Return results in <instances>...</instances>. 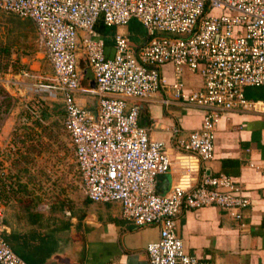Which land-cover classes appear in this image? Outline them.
Listing matches in <instances>:
<instances>
[{"label": "built area", "instance_id": "2783aa9c", "mask_svg": "<svg viewBox=\"0 0 264 264\" xmlns=\"http://www.w3.org/2000/svg\"><path fill=\"white\" fill-rule=\"evenodd\" d=\"M0 11L30 20L37 31L52 80L33 85L36 98L24 119L40 122L45 101H59L83 194L94 203H118L122 218L135 227L158 226V239L146 246L148 264H220L184 252L177 217L214 206L240 223L249 198L229 176L204 172L191 187L173 185L159 194L156 177L169 171L171 161L164 145L139 124V108L129 100L170 90L174 99L204 110L200 127L174 143L201 161L211 160L218 111L264 113V0H0ZM131 20L144 28L146 41L137 46L115 33L108 56L104 41L92 37L95 27L119 28ZM79 56L94 80L92 109L75 102ZM165 64L173 68L171 84L161 73ZM185 69L200 76L199 90L184 93ZM13 75L30 77L16 66L0 72V84H13ZM245 87L261 88V97L246 99ZM9 189L0 167V264H27L3 238Z\"/></svg>", "mask_w": 264, "mask_h": 264}, {"label": "crops", "instance_id": "0c3cea01", "mask_svg": "<svg viewBox=\"0 0 264 264\" xmlns=\"http://www.w3.org/2000/svg\"><path fill=\"white\" fill-rule=\"evenodd\" d=\"M114 29L115 32H92L93 38L104 41L108 56L113 54L115 33L125 34L137 46L146 41L145 32L139 35ZM17 65L26 69L30 77L13 75V84H0L6 93L0 95V103L7 96L27 92L33 81L52 80V70L40 44L32 57L22 56ZM160 69L166 82L173 83L172 65L165 64ZM78 70L75 102L92 109L97 102L94 80L81 56ZM180 81L186 94L201 87L200 76L187 69L182 71ZM162 99H168L170 105L164 106ZM129 102L138 106L139 124L150 129L152 140L164 145L171 161L169 171L156 177L159 194L173 185L191 187L204 172L229 176L250 200L240 223L214 206L183 210L176 220V233L184 252L220 264H264V113L240 108L218 111L213 158L201 161L178 150L174 142L187 139L192 130L200 127L204 110L174 99L170 90L148 100ZM24 118H28L27 114L16 109L0 114V167L10 184L5 196L3 238L12 251L27 264H148L146 246L158 239L157 225L135 227L122 218L118 203H94L84 194H40L34 188L49 167L36 157L40 151L33 140L36 129L18 127L25 123ZM29 132L31 139H24ZM68 146L62 170L73 171L68 168L73 162L77 171L69 138Z\"/></svg>", "mask_w": 264, "mask_h": 264}, {"label": "rangeland", "instance_id": "374dc122", "mask_svg": "<svg viewBox=\"0 0 264 264\" xmlns=\"http://www.w3.org/2000/svg\"><path fill=\"white\" fill-rule=\"evenodd\" d=\"M133 29L130 27L128 31L127 26L117 28L118 31L129 32L130 34L135 33L131 32ZM106 32H115V29L106 28ZM37 37V31L30 20L0 11V72H5L9 68L16 69L22 56L32 57L39 48ZM34 84L46 85L48 82L44 80L33 81L29 84L27 92L23 91L14 97H5L0 103V114L15 109L27 114L26 107L33 101V98H36L37 94L33 88ZM254 91H258V89H254ZM39 93L45 97L47 95L45 92ZM5 94V91L0 87V95ZM7 99H9L8 102H6ZM42 114L44 115L42 117L43 123L29 121L30 124H28L27 120L23 119L22 122L25 123L18 125L23 130L33 127L36 129L33 140L40 148L36 157L41 162L47 163L49 167V171H44L43 175H40V180L34 185V188L40 194H83L80 187V176L74 169L73 162L68 166V168L72 167L73 171L70 169H67V172L62 170V160L66 161L70 147L68 146V136L63 128V111L59 101H45ZM31 137V132H29L24 136V139H31Z\"/></svg>", "mask_w": 264, "mask_h": 264}, {"label": "trees", "instance_id": "16d2710c", "mask_svg": "<svg viewBox=\"0 0 264 264\" xmlns=\"http://www.w3.org/2000/svg\"><path fill=\"white\" fill-rule=\"evenodd\" d=\"M130 27L134 28L133 31H131V32H137L139 35H142L145 32L144 28L139 23H137L135 20H131L128 23V25H127L128 31H129ZM96 31L106 32V27H104L102 25H97V27L95 28V32ZM253 88L258 89V91H254ZM243 94H244L246 99H249V100L258 99L262 95V89L259 87H245V88H243ZM42 117H43V114H42V110H41L39 113V118L41 119ZM32 122H34V120ZM36 122H39V121L35 120L34 123H36Z\"/></svg>", "mask_w": 264, "mask_h": 264}]
</instances>
